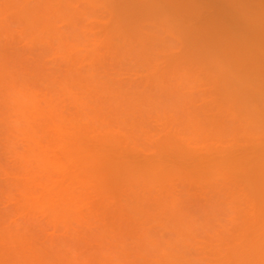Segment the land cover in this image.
Returning a JSON list of instances; mask_svg holds the SVG:
<instances>
[{"label":"rangeland","instance_id":"obj_1","mask_svg":"<svg viewBox=\"0 0 264 264\" xmlns=\"http://www.w3.org/2000/svg\"><path fill=\"white\" fill-rule=\"evenodd\" d=\"M0 264H264V0H0Z\"/></svg>","mask_w":264,"mask_h":264}]
</instances>
